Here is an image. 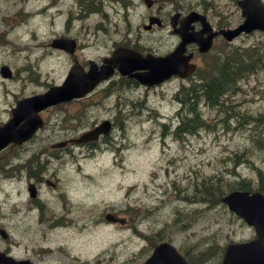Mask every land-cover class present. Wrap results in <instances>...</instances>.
Returning a JSON list of instances; mask_svg holds the SVG:
<instances>
[{"label":"rangeland","instance_id":"obj_1","mask_svg":"<svg viewBox=\"0 0 264 264\" xmlns=\"http://www.w3.org/2000/svg\"><path fill=\"white\" fill-rule=\"evenodd\" d=\"M41 1L0 0V66L8 65L15 75L9 80L0 77V123L9 116L13 100L57 84L69 68L66 56L49 47L51 39L56 37L52 31L56 26L49 14L37 15ZM180 1L187 4L195 2ZM212 1L224 21L241 20L236 0ZM23 9L37 15L33 17L28 12L23 20L26 25L22 27H31L30 33L24 34L12 25L10 31L6 23H1L2 16L10 17L11 24L20 23L17 15ZM144 9L138 7V23L144 19ZM111 18L124 24L129 16L119 13ZM99 21L98 15H90L83 22H76L68 32L84 41L82 51L85 57H100L109 51L113 42V36L107 37L96 28ZM167 32L155 30L147 33L140 29V45L163 49L168 43ZM62 33L58 32L59 35ZM257 38L258 35L241 37L224 48L226 51L243 48ZM242 83L238 94L234 93L227 99L229 104L235 112L257 115L258 118L260 113L264 117V74L246 77ZM176 85L180 86L181 82ZM183 85H188V81ZM174 87L175 83L149 91L118 87L116 95L122 96L120 109L131 107L132 112H127L125 124L115 125L112 141L116 144L129 141V144L120 147L118 152L103 150L95 156H84L79 153L80 147L73 145H68L62 154L57 152L55 157L48 153L41 163L47 160L43 168L53 181H59L56 189L42 185V210L34 209L35 203L29 199L23 173L0 175V226L5 225L9 229L14 255L30 258L34 264H141L151 250V236H160L179 250L192 247L197 239H202L205 245L207 239L204 237L216 234L213 237L219 251L226 243L251 235L239 220L227 215L221 204L209 202L210 206L201 207L199 202L186 201V188L195 183L203 188L205 184L214 183L222 190L235 180L256 184L259 171L264 173V149L259 150L247 139L248 125L250 134L252 132L250 121L247 119L243 129L235 122L228 124L227 128L236 127L230 134L214 136L204 131L201 138L191 140L178 153V146L168 134L170 130L159 128L161 121L172 123L176 117L178 106L171 98L177 91ZM113 100L114 97L108 98L106 93L99 92L84 109L70 105L62 110L43 113L48 121L51 120L48 128L24 150H15L14 158H26L49 142L73 138L89 126L69 127L72 117L91 124L105 117L116 121L120 112L105 110ZM143 107L147 110L139 112ZM136 109L138 111L133 115ZM203 110L206 112L205 108ZM62 114L66 119L60 123ZM205 117L209 115L205 114ZM257 128L264 136L263 126ZM72 149L74 153L69 155L67 152ZM11 152L9 149L7 165L10 164ZM82 152H86L85 148ZM234 153L238 156L234 157ZM64 207L68 208L66 212ZM192 207L203 210L190 217L187 212ZM40 212L39 223L37 215ZM109 213L130 218V227L107 223L104 217ZM183 223L189 225L183 228ZM3 245L0 237V247ZM218 261L219 256H215L213 262L218 264Z\"/></svg>","mask_w":264,"mask_h":264},{"label":"flooded vegetation","instance_id":"obj_2","mask_svg":"<svg viewBox=\"0 0 264 264\" xmlns=\"http://www.w3.org/2000/svg\"><path fill=\"white\" fill-rule=\"evenodd\" d=\"M262 1L264 3V0ZM139 6L145 8L144 19L141 23L136 21L138 19L137 13ZM19 11L24 14L27 13L25 9ZM28 12L30 15H36L34 12L29 10ZM36 13H38L37 15H50L52 23L54 26H56V29L52 30L56 35V38H70L76 42L73 52L69 53L64 51L62 54L67 58L69 68L74 64H79L85 71L88 69L90 61H94L96 65L101 64L104 58L109 56L112 51L117 48L132 49L143 54L165 55L169 53L174 49L179 41L177 35L173 33L172 24H174L175 27H178L181 19L187 16L189 13L201 14L209 23L211 31H208L206 34H204V36L208 35L210 32L217 33V31L221 29L235 28L241 22V20L238 22H230L229 20L224 21L225 18L218 14L212 0H195L193 4L183 3L180 0H148V2H145V0H43L39 3ZM119 13H121L123 16H129V19H127V22L124 24L116 22L111 18L113 14ZM90 15H98L100 17V21L95 25L97 29L102 31L107 37H114L109 51L97 58L85 57L82 51L85 47L84 41H82L77 36L68 34V32L75 26L76 22H83L85 19L90 17ZM19 16L20 18L23 17L21 14H19ZM151 18H156L157 23H150ZM1 23H6L8 29H10L7 18L2 16ZM190 27L194 31L200 30L201 22H193L190 24ZM140 29L147 33L153 32L155 30L168 31L166 33L168 43L166 44L165 48L160 49L157 46L149 48L145 47L144 45H140ZM60 31H63V33L59 35L58 32ZM225 43L226 41L220 34L217 33L212 38V45L207 50V52L199 53L197 51L196 45L190 44L186 47L184 56L190 54L191 61L196 64L197 68L201 63H206L207 66L211 60L210 54L218 53L219 48L216 47ZM196 70L193 72V74L196 72ZM181 81H183V79H180V77L172 76L167 82L168 84H172ZM57 83H59V81ZM118 87L122 88V90H126L125 87H132L136 90H152L150 88H146L145 86L139 85L134 79L121 76L116 70L112 76L102 81V83H100L96 89H101V92L106 93L108 98L114 97L113 102H110L105 106L106 112H120L116 119L117 123H115L113 118L105 117L109 118L114 126L116 124H121L119 116L122 112H132L131 107H126L124 110L120 109L122 96L120 94L116 95ZM96 95L97 94H94L93 92L87 96H84L83 98L73 100L71 103H68V105L83 109L86 104L94 101ZM123 98L128 99L126 96H123ZM136 111L137 109L135 112ZM86 124H89L87 128H90L91 123L86 122ZM25 175H30L29 178L24 176L26 183L33 182L37 188L40 187L41 183H46L48 179H51H46V177H44L45 173H25ZM33 175L39 176L41 180H36V176ZM37 199L40 200V198ZM32 202L35 203L34 205L36 206L41 205L40 201L38 202L37 200H33ZM40 215L42 214L40 213L38 215V220ZM3 251L6 254H11L10 247H5Z\"/></svg>","mask_w":264,"mask_h":264},{"label":"water","instance_id":"obj_3","mask_svg":"<svg viewBox=\"0 0 264 264\" xmlns=\"http://www.w3.org/2000/svg\"><path fill=\"white\" fill-rule=\"evenodd\" d=\"M242 8V15L245 21L240 25L234 34L240 31H251L252 29L264 30V11L250 0L239 2ZM226 39H231L233 35L228 32H222ZM195 41L202 44L199 33H189L184 42ZM52 46L72 50L73 44L66 40H55ZM184 46V45H183ZM208 46V44H207ZM208 47L200 48L201 51ZM132 56L129 52H115L110 59L106 60L100 70L91 67L87 73H82L79 66H74L69 71L65 81L61 86L51 88L45 95L36 96L32 99H26L17 104V108L13 110L12 122L0 128V148L10 141L21 142L26 139L33 131L34 125L40 124L39 118L35 112L47 105L67 101L72 98L83 96L91 90L101 79L108 75L109 69L117 63L125 70H133L141 68L140 57ZM126 59L122 61V59ZM152 62V70L144 74H137L139 81L143 84L158 83L169 77L170 74L176 72L179 68V61L176 59L162 58L158 62ZM2 75H8L7 69H1ZM24 119L25 122L16 128L18 122ZM100 131H106L105 124L92 132L86 133L78 139V141L93 138ZM264 199V198H263ZM231 209H234L242 217H246L254 224L256 237L245 243L227 245L222 257L223 264H264V204L256 206L258 214L253 210V204L245 198V194L241 192H231L223 198ZM263 214V215H262ZM144 264H189L176 250L167 243L158 245L152 252L150 257Z\"/></svg>","mask_w":264,"mask_h":264},{"label":"trees","instance_id":"obj_4","mask_svg":"<svg viewBox=\"0 0 264 264\" xmlns=\"http://www.w3.org/2000/svg\"><path fill=\"white\" fill-rule=\"evenodd\" d=\"M241 55L243 57V53ZM250 59V72L261 69L260 67L264 65V48H252L250 50ZM237 62L238 60L233 59V61H231L227 58L226 60H219L217 64L214 65V68H212L213 64L211 65L212 67L210 69V73L208 72L204 79L201 78V82H199L197 85H192L190 89L184 91L185 100L183 107L185 108L186 114L183 117L180 116L182 124L181 126H179V128H176L175 134L180 131V127L184 130H193L195 126L202 124L201 115L196 109V105L201 102L208 105L209 107L216 109V111L218 112V116L224 117L223 119H218V122L226 121L227 118L237 119L236 114L232 111V108L224 103V97L226 93L232 90L236 84V78L239 76V69L242 70L243 68V66H240L242 62H240V64ZM180 114L182 115V113ZM189 116H191V118H189ZM258 126L259 124L257 123L253 125L252 128L255 129H252L250 138H253L254 136L258 137L259 132L256 128ZM259 131H261V129H259ZM42 166L43 164L38 161V159L35 158L34 155L32 156V158L28 157L26 160H22L20 165L21 168L19 167V169H27L29 170V172L35 171V173H37L42 168ZM243 186L248 187L249 185H239V187L242 188ZM226 188L227 185L224 187V189ZM223 190L217 188L213 183H208L205 184L204 188L200 186V190H198V192H195L194 195L198 198V202L201 207H203L204 205L210 206V203H217V198L224 193ZM201 210L203 209L192 207V209H188L187 214L190 217H194ZM213 236H216V234H213ZM213 236L211 235L204 237L207 239L205 245L203 244L202 239L199 241H197V239L192 247H189L190 251L186 254V256L192 264L214 263L213 258L215 256H218L219 254L218 248H216V240Z\"/></svg>","mask_w":264,"mask_h":264},{"label":"bare ground","instance_id":"obj_5","mask_svg":"<svg viewBox=\"0 0 264 264\" xmlns=\"http://www.w3.org/2000/svg\"><path fill=\"white\" fill-rule=\"evenodd\" d=\"M89 6V5H88ZM86 7V6H85ZM87 9V8H86ZM37 16V15H36ZM221 73V72H220ZM224 76V75H223ZM211 80V79H210ZM196 89V88H195ZM195 95V94H194ZM196 96V95H195ZM192 97H194V96H192ZM208 102V101H207ZM134 109V108H133ZM183 121V120H182ZM188 128H190V127H188Z\"/></svg>","mask_w":264,"mask_h":264}]
</instances>
